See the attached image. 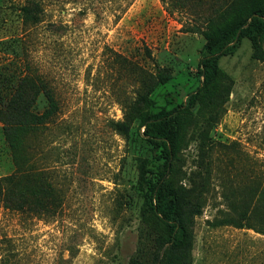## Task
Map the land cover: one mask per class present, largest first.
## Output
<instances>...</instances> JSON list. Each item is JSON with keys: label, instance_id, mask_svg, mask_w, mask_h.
Wrapping results in <instances>:
<instances>
[{"label": "rangeland", "instance_id": "1", "mask_svg": "<svg viewBox=\"0 0 264 264\" xmlns=\"http://www.w3.org/2000/svg\"><path fill=\"white\" fill-rule=\"evenodd\" d=\"M211 3L180 12L161 0H0V103L21 78L40 77L59 104L18 159L0 123V264H153L166 232L137 165L144 160L151 183L165 169L139 124L175 109L181 138L171 180L201 205L191 264H264V61L253 59L247 38L218 59L219 83L185 109L202 84L204 32L264 9V0H229L215 26L206 22ZM32 4L39 22L25 24L21 8ZM155 66L170 80L152 87ZM139 95L150 103H136ZM45 108L40 96L34 110ZM119 121L129 124L126 138L111 126ZM23 173L54 190L47 213L9 202L4 180Z\"/></svg>", "mask_w": 264, "mask_h": 264}, {"label": "trees", "instance_id": "2", "mask_svg": "<svg viewBox=\"0 0 264 264\" xmlns=\"http://www.w3.org/2000/svg\"><path fill=\"white\" fill-rule=\"evenodd\" d=\"M161 1L167 4L170 11L180 12L198 11L212 1L213 4L207 5V11L210 9V14L207 15L206 22L213 26H215L216 15L229 4V0ZM21 13L25 24L39 22L40 8L37 4L22 7ZM213 28L215 32L203 34L205 43L197 66V72L202 77V84L189 96L185 109L196 108L201 91L206 89L210 91L219 83L222 73L218 66V59L231 54L242 38H247L251 42L253 59L264 61V51L260 45L264 37V9L257 7L246 10L236 18L233 24L224 23ZM148 56L150 57L149 54ZM169 80L170 75L155 66L152 87L163 85ZM229 92L227 90L226 94L228 95ZM40 96L44 98L46 108L41 113H37L34 108ZM136 103L149 104L150 101L146 96L139 95ZM0 105V123L4 139L14 159H18L26 152L28 138L52 122L59 112L55 95L40 77L21 78L12 95ZM215 105V98H210L204 107L209 111ZM179 118L175 109L166 113L145 114L139 124L141 127L145 126V134L149 142L163 155L165 169L156 182L151 183L146 180L144 160H139L137 165L138 185L141 190L148 193L146 197L150 211L155 216L160 215V221L166 232L165 244L154 255L153 264H191V228L194 217L201 211V205L197 201H189L186 190L182 188L180 191L175 190L171 180L175 173L173 160L178 152V143L181 138ZM217 119L219 118L216 117L215 120ZM111 126L125 138L128 136L129 124L126 121L112 122ZM4 181L12 185L7 194V198L10 196L9 202L17 204L19 209L27 207L36 213H47L50 201L55 198L54 190L42 175L36 184L31 182V175L27 173H23L17 181L11 177L5 178ZM6 205V207L9 206L8 201Z\"/></svg>", "mask_w": 264, "mask_h": 264}]
</instances>
